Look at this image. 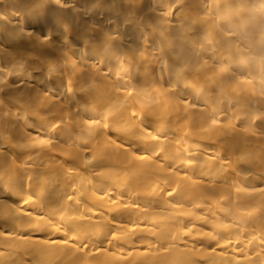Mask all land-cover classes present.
I'll return each instance as SVG.
<instances>
[{
	"label": "bare ground",
	"instance_id": "bare-ground-1",
	"mask_svg": "<svg viewBox=\"0 0 264 264\" xmlns=\"http://www.w3.org/2000/svg\"><path fill=\"white\" fill-rule=\"evenodd\" d=\"M0 264H264V0H0Z\"/></svg>",
	"mask_w": 264,
	"mask_h": 264
},
{
	"label": "snow or ice",
	"instance_id": "snow-or-ice-1",
	"mask_svg": "<svg viewBox=\"0 0 264 264\" xmlns=\"http://www.w3.org/2000/svg\"><path fill=\"white\" fill-rule=\"evenodd\" d=\"M213 123H216V121H213ZM44 141H41V143H43Z\"/></svg>",
	"mask_w": 264,
	"mask_h": 264
}]
</instances>
